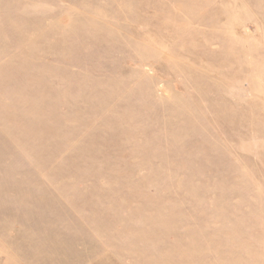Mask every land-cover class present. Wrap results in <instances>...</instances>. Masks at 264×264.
I'll list each match as a JSON object with an SVG mask.
<instances>
[{"label":"rangeland","instance_id":"1","mask_svg":"<svg viewBox=\"0 0 264 264\" xmlns=\"http://www.w3.org/2000/svg\"><path fill=\"white\" fill-rule=\"evenodd\" d=\"M0 264H264V0H0Z\"/></svg>","mask_w":264,"mask_h":264}]
</instances>
